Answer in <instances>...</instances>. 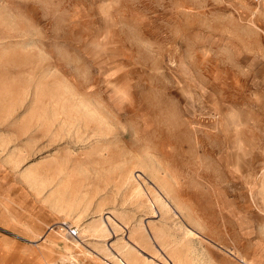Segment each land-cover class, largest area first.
I'll return each instance as SVG.
<instances>
[{
    "label": "rangeland",
    "instance_id": "rangeland-1",
    "mask_svg": "<svg viewBox=\"0 0 264 264\" xmlns=\"http://www.w3.org/2000/svg\"><path fill=\"white\" fill-rule=\"evenodd\" d=\"M0 264H264V0H0Z\"/></svg>",
    "mask_w": 264,
    "mask_h": 264
},
{
    "label": "bare ground",
    "instance_id": "bare-ground-1",
    "mask_svg": "<svg viewBox=\"0 0 264 264\" xmlns=\"http://www.w3.org/2000/svg\"><path fill=\"white\" fill-rule=\"evenodd\" d=\"M171 176V175H170ZM172 181V180H171ZM62 225H66V224H62ZM71 226H69V227H66V228H62V227H59L60 228V236L61 237H66V238H72V239H76V238H74L75 236L77 237V235L79 236V231H76L75 230V235L73 234V232H72V229L70 228ZM51 231L53 232V231H55V232H57L56 230H55V228H52L51 229ZM64 232H66V234L64 233ZM94 232L95 233H97L98 235H100L99 233H101L102 234V232H103V229L101 228V227H96V228H94ZM68 238V239H69ZM71 240V239H70ZM68 244L69 245H71V246H74L76 249L77 248H80V243H79V241H76V243H72V242H70V241H68ZM74 248V249H75ZM134 253V252H133ZM135 254V253H134ZM133 257V256H132ZM133 258H136V257H133ZM134 260V259H133Z\"/></svg>",
    "mask_w": 264,
    "mask_h": 264
},
{
    "label": "built area",
    "instance_id": "built-area-1",
    "mask_svg": "<svg viewBox=\"0 0 264 264\" xmlns=\"http://www.w3.org/2000/svg\"><path fill=\"white\" fill-rule=\"evenodd\" d=\"M72 232H73V234L75 235V233H76L75 230H72Z\"/></svg>",
    "mask_w": 264,
    "mask_h": 264
}]
</instances>
